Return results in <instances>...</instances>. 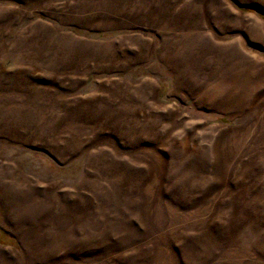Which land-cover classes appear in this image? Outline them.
<instances>
[{
    "label": "rangeland",
    "instance_id": "374dc122",
    "mask_svg": "<svg viewBox=\"0 0 264 264\" xmlns=\"http://www.w3.org/2000/svg\"><path fill=\"white\" fill-rule=\"evenodd\" d=\"M0 264H264V0H0Z\"/></svg>",
    "mask_w": 264,
    "mask_h": 264
},
{
    "label": "trees",
    "instance_id": "16d2710c",
    "mask_svg": "<svg viewBox=\"0 0 264 264\" xmlns=\"http://www.w3.org/2000/svg\"><path fill=\"white\" fill-rule=\"evenodd\" d=\"M0 233L2 234V232L0 231Z\"/></svg>",
    "mask_w": 264,
    "mask_h": 264
}]
</instances>
